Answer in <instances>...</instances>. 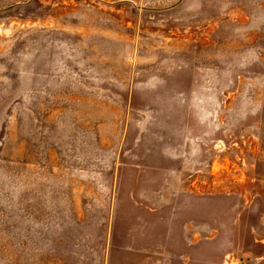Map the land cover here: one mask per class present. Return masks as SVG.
I'll use <instances>...</instances> for the list:
<instances>
[{"label":"rangeland","instance_id":"374dc122","mask_svg":"<svg viewBox=\"0 0 264 264\" xmlns=\"http://www.w3.org/2000/svg\"><path fill=\"white\" fill-rule=\"evenodd\" d=\"M0 264H264V0H0Z\"/></svg>","mask_w":264,"mask_h":264}]
</instances>
